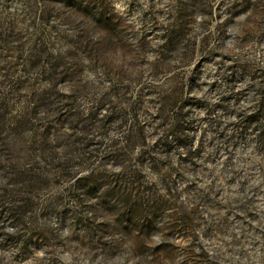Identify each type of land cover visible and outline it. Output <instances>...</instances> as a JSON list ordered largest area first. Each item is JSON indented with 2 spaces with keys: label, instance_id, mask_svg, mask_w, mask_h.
I'll use <instances>...</instances> for the list:
<instances>
[{
  "label": "rangeland",
  "instance_id": "374dc122",
  "mask_svg": "<svg viewBox=\"0 0 264 264\" xmlns=\"http://www.w3.org/2000/svg\"><path fill=\"white\" fill-rule=\"evenodd\" d=\"M0 264H264V0H0Z\"/></svg>",
  "mask_w": 264,
  "mask_h": 264
}]
</instances>
